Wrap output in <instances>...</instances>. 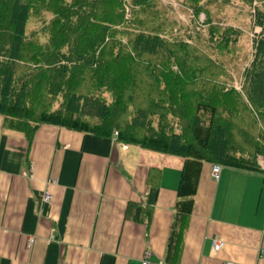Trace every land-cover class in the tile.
<instances>
[{
  "label": "trees",
  "instance_id": "trees-1",
  "mask_svg": "<svg viewBox=\"0 0 264 264\" xmlns=\"http://www.w3.org/2000/svg\"><path fill=\"white\" fill-rule=\"evenodd\" d=\"M176 1L204 13L209 42L222 53L236 36L211 21L209 8L256 1L245 102L219 62L172 32L161 0H0L4 126L30 138L54 125L181 157L170 258L204 162L264 175L256 159L264 166V0ZM232 115L241 119L235 130ZM240 131L244 141L233 144ZM143 209L128 211L137 220Z\"/></svg>",
  "mask_w": 264,
  "mask_h": 264
},
{
  "label": "crops",
  "instance_id": "crops-1",
  "mask_svg": "<svg viewBox=\"0 0 264 264\" xmlns=\"http://www.w3.org/2000/svg\"><path fill=\"white\" fill-rule=\"evenodd\" d=\"M182 162L48 124L28 138L0 114V264H264V175L222 167L215 182L209 162L169 257Z\"/></svg>",
  "mask_w": 264,
  "mask_h": 264
},
{
  "label": "rangeland",
  "instance_id": "rangeland-1",
  "mask_svg": "<svg viewBox=\"0 0 264 264\" xmlns=\"http://www.w3.org/2000/svg\"><path fill=\"white\" fill-rule=\"evenodd\" d=\"M161 2L167 11L166 18L168 24H171L170 27L172 28V32L182 37V39H185V42H188L190 45L200 47L201 50L205 51L208 55L212 56L215 61L219 62V64L226 69L229 76V80L225 79L228 81L227 87H234V89L242 95V100L245 102L246 97L242 90L243 81L241 79V73L249 64L253 37L259 32V28L255 26L253 22V12L256 1H254L251 6L247 4L244 5L241 2L231 1L230 3H215L209 8V12L212 15L211 21L217 24L219 23L224 28L228 26L233 27V30L228 33L234 36V38L236 36V40L233 41L234 47L230 49L228 53H222V50H218L209 42L206 33L208 24L204 23V13L195 14L190 8L186 7V5L176 0H161ZM32 26H30L31 29ZM215 37H218V33H216ZM83 89V91L87 90L85 87ZM222 115L228 117L224 113H222ZM230 118L229 122L230 125L233 126V130L239 128H236V125H239L238 122L241 119L239 120V117L234 118V115ZM240 118L245 119L244 113L241 114ZM240 137H242L244 141L241 131L240 133L237 132L235 138L233 137V144L242 143L243 141L239 140ZM256 159L258 163V160L262 158L258 156Z\"/></svg>",
  "mask_w": 264,
  "mask_h": 264
},
{
  "label": "built area",
  "instance_id": "built-area-1",
  "mask_svg": "<svg viewBox=\"0 0 264 264\" xmlns=\"http://www.w3.org/2000/svg\"><path fill=\"white\" fill-rule=\"evenodd\" d=\"M114 136H116V133H114ZM258 165L261 168H264L262 159H259L258 160ZM221 170H222V166L220 164H218V163H211V166H210V176H211V179L213 181L217 182L219 180ZM55 184H56V180H54V179L49 178V179L46 180V185L47 186L55 185ZM262 192L264 194V186L262 188ZM51 201H52V194L46 188L40 194V202L41 203H44V204H50ZM32 241H33V238H29V240H28L29 245L32 243ZM223 246H224V242L221 239H218V238H212L211 239V248H212L213 251H218ZM148 255H149V253L146 252L145 258L142 261V264H148V262H147ZM223 264H234V263L233 262H224Z\"/></svg>",
  "mask_w": 264,
  "mask_h": 264
}]
</instances>
